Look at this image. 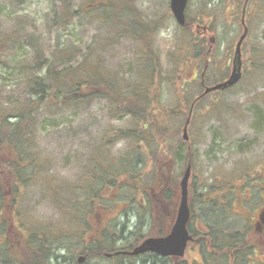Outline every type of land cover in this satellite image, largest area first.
<instances>
[{
    "label": "trees",
    "instance_id": "trees-1",
    "mask_svg": "<svg viewBox=\"0 0 264 264\" xmlns=\"http://www.w3.org/2000/svg\"><path fill=\"white\" fill-rule=\"evenodd\" d=\"M21 1L10 0L13 6ZM76 1L58 0L50 13L52 24L47 23L44 31L78 30L82 20L90 18L89 23L100 29L103 38L85 51L80 48L82 42L76 44L79 39L75 33L65 42L59 36L49 46L45 33L35 25L28 32L26 22L12 17V13L0 19V63L6 68L7 79L14 76L17 81L9 90L6 78L0 82V264H264V258L257 257V230L236 204L244 186L254 199L258 196L259 187L264 185V160L257 165L256 174L252 173L256 162L250 159L235 160L232 167L215 168L211 182L204 173L200 172L198 179L195 174L199 163L197 143L206 137L203 129L208 121L231 115L235 118L233 104L219 95L252 78L244 72L233 87L206 95L218 98L208 110H197L206 97L196 100L204 90L201 74L205 71V84L210 85L209 67L221 60L215 53L218 39L213 34V22L201 28L200 24L204 16L217 19L221 11L208 9L203 1L192 16L188 4L186 23L176 22L178 31L162 64L154 35L175 20L171 10L160 18L147 19L135 0H79L80 5L75 7ZM241 2L229 5L230 16L222 14L225 21H232L226 23L241 22L245 1ZM246 14L249 31V18L264 23L262 4ZM122 42L129 47V56L123 60V50L116 49ZM252 49V57L248 56L244 66L250 70L247 73L257 68L259 80L264 74V46L257 43ZM229 51L233 54L231 46ZM228 68L229 60L218 74V81L228 76ZM195 82H199L200 89L188 95ZM163 84L173 89L175 103L170 106L160 100ZM95 101L106 103L114 116L130 118L129 125L113 132L116 142L126 141V149L110 154L104 150L106 138H100L96 151L92 150L90 166L79 177L81 182L68 186L51 173L53 155L41 145L39 135V122L49 126L57 120H41L39 116L51 114L49 110L77 114ZM252 110L258 123L262 110L257 105ZM188 117V132L192 133L185 140L182 133ZM196 133L199 139H194ZM211 141V146L216 144V138ZM250 144V140L243 142L239 150ZM145 157L154 165V174L148 179L141 166ZM189 163L194 174L189 187L188 224L193 240L188 250L198 252L200 258L123 252L132 250L146 236L169 232L179 203L180 181ZM38 188L57 208V219L45 222L35 215ZM124 188L131 190L132 204L138 203L143 211L132 232L127 231V223L119 231L117 219L109 215L115 207V193ZM112 191L114 196H108ZM99 208L109 215L103 224L94 219ZM79 256L85 259L80 262Z\"/></svg>",
    "mask_w": 264,
    "mask_h": 264
},
{
    "label": "rangeland",
    "instance_id": "rangeland-1",
    "mask_svg": "<svg viewBox=\"0 0 264 264\" xmlns=\"http://www.w3.org/2000/svg\"><path fill=\"white\" fill-rule=\"evenodd\" d=\"M203 1L208 3V9H216V12L221 11L225 16H230L229 12L231 10L227 9L229 5L233 2H241V0H189L191 6L189 13L193 11L190 15L193 16L196 14L200 3ZM79 2L80 1L77 0L74 3L75 7L80 5ZM58 3V0H24L18 5L13 6L10 0H0V6H3V10L0 12V19H7L5 16L12 13V17H18L26 22L28 32H31V27L35 25L45 33L44 29H46V24H52L50 13L53 7ZM259 3L264 6V0H257V2L251 0L248 4L246 13L256 5L259 8ZM135 5L147 19L160 18L164 16L168 10L170 11V0H135ZM222 14H220L217 19H214L212 16H204L203 23L201 22L200 24L201 28L203 25L213 22V26L215 27L213 34L217 36L218 39L215 53L219 55L218 59L221 60L216 65L212 63L209 67V73L207 74V83L212 85L218 82V74L221 73L220 71H222L224 64H226L228 60H232V52L229 51V48L231 46L234 53L237 39L243 32L240 20H236L230 24L232 21L229 19L226 21L230 23H226ZM249 19L252 21V30L249 31L247 41L242 49V59L245 63L249 60L248 56L252 57V48L257 45V43L264 46V23L258 18L257 20L253 17ZM89 20L90 18L83 19V25L78 30L70 28V30H63L60 33L56 31H47V34L45 33L46 45L49 44V46H52L57 42L59 36L63 37L62 42L70 40L73 33H75L76 37L79 39V42L76 44L82 42L80 48H82L83 51H85V49L87 50L90 45H96L103 36L100 29L90 24ZM176 25L177 23L175 20H170L166 27H161L154 35L156 46L161 51L160 60L162 64L166 63L165 52L171 47L172 42L175 40V32L178 31ZM79 30H81V33L78 32ZM119 44L116 45V49L123 50V57L121 59L123 60L124 57L129 56V54H127L129 52V47L125 48L126 43L123 42L120 46ZM254 56L253 61L256 60V55L254 54ZM106 61H109V57H106ZM228 70L229 68L225 71ZM247 71L250 70L246 68L245 70L243 69V73L245 72L246 76L250 75L252 77L250 78V82L241 83L229 92L219 95V97L227 103L230 102L233 104L231 106L236 109L235 118L231 115L229 118L226 116L223 119H214L208 121L206 124L207 127H204L203 131L206 137H202L199 143H197L199 163L195 166L197 170L195 172L196 178L201 172L200 175L204 173L211 182V180H213L211 174L215 168L222 166L228 168L231 162L239 159H256L257 165L259 166V163L264 160V74L257 80V68L249 73H247ZM5 72L6 68L0 63V82L3 78L7 79ZM187 74L191 76L193 73L192 71L190 73L187 71ZM199 78L200 77H198V79ZM16 84L17 81L14 79V76L7 79L8 90L12 85L15 86ZM190 87L191 91L187 92L188 95L200 89L199 82H195V84ZM161 93L160 100L163 104L170 106L175 103L173 89L169 87V85L163 84ZM214 96L215 95H209L204 97L198 104L197 110H200V112L205 111L206 108L208 110L211 102L218 99ZM255 105H257V109L262 110L257 128L254 127L255 114L252 110ZM249 108L251 109L249 110ZM49 111L51 114L49 113V115L46 116H42L45 114H40L41 116H39V119L43 120L45 117H53L57 122L53 123L56 125L52 124L49 126H46L44 122H39L41 145L46 147L48 152L53 155V170L51 173L53 175L56 174L61 181L68 186H74L81 182L79 177L83 175L84 170L90 166L89 160L94 158V156H92V150H94L100 138H106L104 150L110 154L117 155L124 152L126 149V141L119 140L116 142L113 132L115 128L129 125L130 118L127 116L112 115L104 102L95 101L77 114L73 113L71 110H59L57 112ZM198 118V120L202 122L201 116ZM213 118L216 117H212V119ZM200 124L201 123H199L198 126H200ZM191 133L190 131L188 132L189 136ZM199 135V133H196L194 139H199ZM212 137L216 138V144L211 146ZM249 140L251 141L250 146H245L244 149H242L243 151H240L239 145ZM95 151L96 150H94V152ZM142 162L143 164H141V166L143 167V171L147 173L145 178H151L152 172L154 174L152 169L154 167L153 162L149 157H145ZM233 164L231 166H233ZM252 173H255V171H252ZM148 181H150V179ZM37 190L39 193L36 194L37 205H35V215L45 222L57 219L60 213L57 211L55 205L43 194L44 192L42 190L39 188ZM113 193L115 192L112 191L108 196H114ZM115 194V207L109 215H113L112 217L115 216L117 219L119 231L122 230L124 224L126 225L127 223V227L125 226L127 231L132 232L139 223V218L143 211L138 203L132 204L133 201H131V199L133 197L131 190L124 188L121 192ZM138 198L140 201L143 200L141 196H138ZM123 201L127 203H123ZM99 210L100 211L97 212L96 218L94 219L99 224H103V222H107L106 219L109 215L108 213L105 215L100 208ZM186 255L200 258V254L192 250H188ZM259 255L257 254V257ZM260 256L264 258V254Z\"/></svg>",
    "mask_w": 264,
    "mask_h": 264
},
{
    "label": "water",
    "instance_id": "water-1",
    "mask_svg": "<svg viewBox=\"0 0 264 264\" xmlns=\"http://www.w3.org/2000/svg\"><path fill=\"white\" fill-rule=\"evenodd\" d=\"M188 0H170V9L180 25L186 23L185 9ZM247 36V28H245L244 33L241 35L235 51V56L233 59V69L228 79L218 83L211 87H206L202 95L216 90L224 89L226 87L235 84L241 77V45ZM204 72L202 73V75ZM203 77V76H202ZM204 82V80H202ZM188 122L187 120L183 129V138L188 140ZM191 165L189 164L182 176L180 181L181 186V199L177 209V216L175 223L172 227L171 232L165 237H148L144 239L140 244L134 247L130 252L133 255H139L145 252H155L163 256H176L183 257L186 252L188 242L192 240V236L187 229V224L190 218V209L188 204V184L191 177ZM85 257H80L79 261L82 262Z\"/></svg>",
    "mask_w": 264,
    "mask_h": 264
},
{
    "label": "flooded vegetation",
    "instance_id": "flooded-vegetation-1",
    "mask_svg": "<svg viewBox=\"0 0 264 264\" xmlns=\"http://www.w3.org/2000/svg\"><path fill=\"white\" fill-rule=\"evenodd\" d=\"M251 161L256 162V169H255V174H256L257 160L251 159ZM233 163L234 162H231L230 166ZM263 178H264V172H263ZM259 188L260 190L258 196H256V199H254L253 197L254 194H252L251 190L247 186H244L242 188L243 191L241 192L242 194L240 193L238 195V201L236 204L240 212L245 213L248 221L250 222V225L255 227V229L257 230V254L259 252V254L262 255L264 254V185H262Z\"/></svg>",
    "mask_w": 264,
    "mask_h": 264
}]
</instances>
